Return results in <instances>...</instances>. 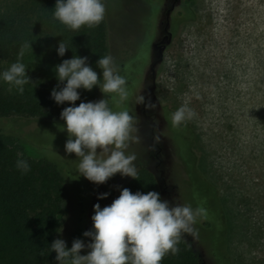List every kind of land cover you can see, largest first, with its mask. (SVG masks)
Returning <instances> with one entry per match:
<instances>
[{
    "label": "rangeland",
    "instance_id": "374dc122",
    "mask_svg": "<svg viewBox=\"0 0 264 264\" xmlns=\"http://www.w3.org/2000/svg\"><path fill=\"white\" fill-rule=\"evenodd\" d=\"M14 1L0 0V13ZM156 3L111 0L115 10L110 25L120 27L130 17L135 21L142 17L147 18L148 27L150 6ZM191 8L193 19L179 24L158 63L155 107L149 112L156 114L159 153L151 140V122H143L141 103H133L153 84L149 69L135 99L129 97L120 105L109 99L108 103L113 111L127 109L133 116L130 137L137 139L129 140L125 155H135V166L144 163L155 170L163 200L204 210L193 225L195 235L181 233L193 237L206 257L204 264H264V0H194ZM132 32L135 37L136 31ZM147 47L146 42L139 43L143 58H136L128 70V82L139 79ZM109 56L115 64L116 51L110 50ZM10 64L0 63V71ZM182 105L192 116L180 125H187L192 135L182 130L179 138L170 116ZM162 112L168 116L163 113L165 120ZM63 123L40 117H0V129L13 136L24 156L47 158L64 175L66 209L59 238L70 247L74 238L90 242L82 233L92 227L93 204H110L124 188L127 175L116 173L98 185L82 175L76 178L78 158L65 154L66 133L56 126ZM101 192L108 195L98 199ZM210 243L216 248L211 257ZM87 251L82 248L80 254Z\"/></svg>",
    "mask_w": 264,
    "mask_h": 264
},
{
    "label": "clouds",
    "instance_id": "9594fccd",
    "mask_svg": "<svg viewBox=\"0 0 264 264\" xmlns=\"http://www.w3.org/2000/svg\"><path fill=\"white\" fill-rule=\"evenodd\" d=\"M103 16L102 0H55L52 12L54 20L71 30L82 25L94 27ZM66 48L69 47L62 40L58 41L57 55L63 56ZM23 54L22 46L16 61L0 71V80L10 88L15 87L18 93L24 91L23 85L29 79L20 59ZM86 60L85 56L72 55L53 66L57 82L63 84L59 89L53 86L49 95L57 105L69 102L59 113L64 123L56 125L66 133L64 152L74 153L78 158L74 169L76 178L82 175L97 185L116 173L136 178L133 164L136 157L125 155L124 151L130 139H137L130 137L133 116L127 109L113 111L108 103L109 99L116 105L128 100L125 77L119 74L111 56L98 57L95 64L101 70V84L97 72ZM93 86L99 88L103 98L72 103L80 98L77 89L90 91ZM144 101V96L139 94L135 103ZM145 107L155 105L147 103ZM191 116V110L182 105L171 114V126L176 128ZM98 153L106 155L102 158ZM16 167L21 173L29 169L23 159L16 161ZM107 195V192L97 193L98 199ZM92 207V227L82 233L91 238L90 242L85 244L74 238L71 246L66 247L63 239L55 238L50 243V251H55L54 259L58 264H159L166 253L178 252L176 244L181 233L195 235L193 225L204 213L203 209H193L187 204H170L155 190L131 192L126 187L119 189V195L110 204L101 207L95 203ZM85 247L89 251L81 255L80 250Z\"/></svg>",
    "mask_w": 264,
    "mask_h": 264
},
{
    "label": "trees",
    "instance_id": "16d2710c",
    "mask_svg": "<svg viewBox=\"0 0 264 264\" xmlns=\"http://www.w3.org/2000/svg\"><path fill=\"white\" fill-rule=\"evenodd\" d=\"M162 1L159 0L157 6L160 27L165 21ZM193 2L179 0L176 3L175 8L179 7V10L169 18L173 34L181 22L193 19ZM102 3L104 16L99 24L94 27L82 25L77 30H71L52 18L55 0H15L10 9L0 13V63L15 62L23 46L24 54L20 59L29 77L22 93L0 80V117L62 121L59 113L69 102L57 105L49 95L53 86L59 89L63 84L57 82L53 66L72 55L87 57L86 63L97 72L98 82L103 83L95 61L109 55L108 27L114 7L111 0H102ZM60 40L69 47L63 56H58L55 50ZM77 91L80 98L72 102L74 104L81 100L95 101L103 94L97 86L90 91ZM163 113L159 114L165 120L166 113ZM176 129L179 138H182V130L192 135L187 125H179ZM160 143L163 147L161 139ZM18 159L27 161V172L21 173L16 167ZM135 168L137 177L127 176L124 187L131 192L155 190L163 199L161 182L155 170L144 163ZM65 206V177L58 166L47 158L24 156L13 136L0 129V264H58L54 259L55 251H50L49 245L53 239L59 238ZM205 224L210 228L211 221L207 220ZM210 245L211 257L216 248L213 243ZM176 247L178 252L175 255L166 253L159 264H204L206 257L190 234H181Z\"/></svg>",
    "mask_w": 264,
    "mask_h": 264
},
{
    "label": "flooded vegetation",
    "instance_id": "af4514ba",
    "mask_svg": "<svg viewBox=\"0 0 264 264\" xmlns=\"http://www.w3.org/2000/svg\"><path fill=\"white\" fill-rule=\"evenodd\" d=\"M163 1L165 3L163 5V2H162L163 15H164L165 21L162 22L161 27L159 25L158 11H157L158 0H157V3L155 4L156 6H154V5L150 6L149 12L152 14V21L150 23V26H148V27L146 26L147 18H145V20H144L141 17L138 21H135L130 17L128 19V21L121 24L120 27H117L116 25H113V24H111L108 27L109 28V37H108L109 51L110 50L116 51L117 59H116L115 65L118 68L119 74L121 76L125 77L127 89L130 90V93H131L129 96L130 98L132 97L133 99H135L134 95L136 94V90L139 87V85L143 82V80L145 78L144 76L147 72V69H149V71L151 73V81H152V83H153L152 85L154 87H152L150 90H147V92H146L147 87L152 86V85H149L146 88H144L143 96L145 98V101H147L146 104L147 103L154 104L155 99H156L153 91L155 89V78H156V73L158 72V67H159L158 63L161 60V59H159L160 42H161V40L165 34L171 33V38L173 35V33L171 32V30L169 28V18L172 15L175 6L169 15H166V11H167V9L171 8L174 0H170V3L168 4L169 6H166V3H168L169 0L168 1L163 0ZM178 2H179V0L176 3H178ZM176 3H175V5H176ZM119 13H121V12H119ZM132 28H133V30H132ZM132 31H136L135 37H133L134 33ZM131 34H133V35H131ZM170 41H171V39H170ZM140 42H146L148 44V47H147L148 49H147V52L145 54L144 63L142 65L140 76L138 77L139 79L136 80L135 82H134V80H130L128 82V79H129L128 72L130 71L131 66L134 64L136 58L141 57V56H139V43ZM167 44H166V46H167ZM166 46H165V48H166ZM141 58H143V57H141ZM131 89H132V91H131ZM145 94H147V97H145ZM133 103L135 104V102H133ZM143 104L144 103H141L140 114L142 115L143 122L148 121V120L151 122V127H152V129H151V132H152L151 140H152V143L154 144V146L158 148L157 152L159 153L160 148L155 141V133H154V130L157 127L156 121L154 119L156 114H155V112H149L150 107H145V106H143ZM158 153L156 154V157H159ZM159 163H160V160H159ZM159 163H158V165H159ZM160 170H162V169H160Z\"/></svg>",
    "mask_w": 264,
    "mask_h": 264
},
{
    "label": "water",
    "instance_id": "95a60500",
    "mask_svg": "<svg viewBox=\"0 0 264 264\" xmlns=\"http://www.w3.org/2000/svg\"><path fill=\"white\" fill-rule=\"evenodd\" d=\"M177 1L178 0H174L173 1L171 8L167 9L166 15H169L170 14V12L173 10V8L175 6V3ZM170 39H171V33L170 34H165L164 37L162 38V40L160 42V46H159V51H160L159 59H161V54L163 52V49L165 48L166 44L170 41ZM152 87H154V86L152 85V86L147 87L146 92H147V90H150ZM145 97H147V94H145ZM146 102L147 101H144L143 106H145ZM160 172H161V174L163 173L162 170H160ZM164 190L166 191V188Z\"/></svg>",
    "mask_w": 264,
    "mask_h": 264
}]
</instances>
